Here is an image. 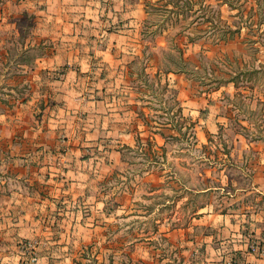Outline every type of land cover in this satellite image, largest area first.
Masks as SVG:
<instances>
[{"label": "crops", "instance_id": "1", "mask_svg": "<svg viewBox=\"0 0 264 264\" xmlns=\"http://www.w3.org/2000/svg\"><path fill=\"white\" fill-rule=\"evenodd\" d=\"M147 17L145 0H0V264L33 255L35 264H80L111 221L133 215L136 193L112 192V172L127 152L159 153L180 132L155 120L169 114L153 106L147 82L194 122L187 133L199 163L213 160L226 177L155 178L152 165V199L160 182L176 187L157 230L200 232L181 242L195 264H264L263 130L239 117L233 81L195 94L184 71L164 70ZM222 135L224 147L202 155ZM229 168L250 178H231ZM252 241L262 249L251 251Z\"/></svg>", "mask_w": 264, "mask_h": 264}, {"label": "rangeland", "instance_id": "2", "mask_svg": "<svg viewBox=\"0 0 264 264\" xmlns=\"http://www.w3.org/2000/svg\"><path fill=\"white\" fill-rule=\"evenodd\" d=\"M147 2L148 41L151 46L159 37L157 49H154L157 51L155 59L164 70L184 71L191 79V91L195 94L197 90L215 87L238 77L239 87L235 88L234 101L239 117L247 116L255 121L256 130H263L264 134V0H235L236 6H239L236 9H231L226 0ZM254 2L258 6L252 8ZM211 6L221 11L220 18L214 16ZM188 36L198 39L193 42ZM146 87L151 91L149 98L153 106L161 112L168 111L169 114V120L157 117L155 120L160 124L172 121L173 127L180 132L176 131L170 147L159 153H126L125 163L112 172L111 187L112 192L126 186L127 189L135 191L133 215L111 221L106 231L108 236L100 238L98 247L85 249L82 256L84 259L80 264H94L93 257L102 256V264H141L139 260L149 264H194L185 251L180 252L184 249L181 242L184 238L198 236L200 232L187 234L183 228L171 232L166 225L160 231L157 230L159 220L165 216L160 209L163 208L165 213L171 209L162 207L161 203L165 201L166 192L171 194L176 187H168L165 182L161 185L160 182L157 184V192L160 193L152 199L150 192L154 186L146 178H151L152 165H155L152 170L155 178H169L170 170L175 171L178 177L185 178H202L204 174L205 178H220V175L221 178L226 177L222 171H214L213 160H200L199 163L202 156L199 157L200 151L192 143L193 126L178 118V107L171 100L170 93L166 102V95H162V86L147 82ZM157 87L158 94L155 93ZM189 128L192 133L188 136ZM225 134H231V131H226ZM225 142L224 135L209 137L208 144L214 145L206 151L202 150V155H213L218 148L224 147ZM183 157L191 162L189 175L182 167ZM226 171L231 178H250L247 170L229 168ZM219 199L217 197L215 201L218 202ZM178 216L181 224L189 217L182 214ZM182 254L184 259L181 258ZM36 261L37 258L33 255L25 259L23 264H35Z\"/></svg>", "mask_w": 264, "mask_h": 264}, {"label": "trees", "instance_id": "3", "mask_svg": "<svg viewBox=\"0 0 264 264\" xmlns=\"http://www.w3.org/2000/svg\"><path fill=\"white\" fill-rule=\"evenodd\" d=\"M226 4L231 8V9H236V8H238L239 6H236V2H235V0H226ZM255 5H257V4H255V2L253 3V5H252V8L253 7H255ZM258 6V5H257ZM204 7H207L206 5L204 6ZM145 9H146V12L148 11V2H147V0H145ZM211 9L213 10V13H215V15L214 16H216V17H221V11L219 10V9H213V6H211ZM146 23H147V21H146ZM189 37V39H190V41H195V40H197L198 39V37H191V36H188ZM175 72H181V69H179V70H174ZM256 71H258V70H256ZM228 81H233L234 82V84H235V86L236 87H239L238 85V83H239V78L237 77H235V78H232V79H230V80H227L226 82H228ZM192 123L194 124V122L192 121ZM191 123V126H193V124ZM180 252H182V249H181V251ZM181 258L182 259H184L185 258V256L182 254V256H181ZM189 260H191V262L192 263H196V260H195V258H194V256H192L191 258H189ZM139 263H141V264H149V263H146V262H144V261H142V260H139Z\"/></svg>", "mask_w": 264, "mask_h": 264}, {"label": "built area", "instance_id": "4", "mask_svg": "<svg viewBox=\"0 0 264 264\" xmlns=\"http://www.w3.org/2000/svg\"><path fill=\"white\" fill-rule=\"evenodd\" d=\"M249 249L253 252H257V251L261 250L262 247L259 245V243L257 241H252L249 244ZM229 263H231V261H229Z\"/></svg>", "mask_w": 264, "mask_h": 264}]
</instances>
